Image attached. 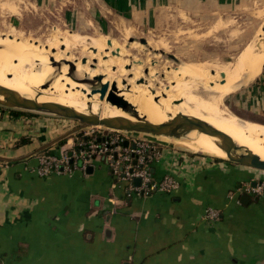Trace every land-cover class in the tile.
I'll list each match as a JSON object with an SVG mask.
<instances>
[{
    "label": "crops",
    "instance_id": "crops-1",
    "mask_svg": "<svg viewBox=\"0 0 264 264\" xmlns=\"http://www.w3.org/2000/svg\"><path fill=\"white\" fill-rule=\"evenodd\" d=\"M252 1L33 0L65 6L63 22L71 27L156 29L186 20L201 27L199 35ZM229 98L234 113L264 124V68ZM63 122L0 105V156L12 159L0 161V264H264V192L247 190L264 182V171L157 140L151 170L158 180L177 179L169 193L129 196V183L113 187L102 158L85 168L79 161L71 174L40 176L36 155L72 144L75 133L59 140L76 128ZM22 137L30 142L17 146ZM209 208L218 219L206 217Z\"/></svg>",
    "mask_w": 264,
    "mask_h": 264
},
{
    "label": "rangeland",
    "instance_id": "rangeland-1",
    "mask_svg": "<svg viewBox=\"0 0 264 264\" xmlns=\"http://www.w3.org/2000/svg\"><path fill=\"white\" fill-rule=\"evenodd\" d=\"M15 1L0 0V35L3 39L17 41V43L25 41V44L31 42L30 44H33L34 47H39L48 43L49 38H52L53 35L61 36L66 33L75 35L78 40L77 45L63 50L62 55L65 62L79 65L98 76L100 71H104L110 79L116 82L119 93L117 96L130 101L137 110L140 109V112L145 110L155 113L157 109L165 111L168 108V100L162 96L171 92L170 84L175 83L174 79L176 78L173 70H168L169 66L177 68L176 71L179 73L184 70L176 66L181 62L184 65H190L194 61H210L212 63L235 61L239 54L241 55L242 51L246 50V47L248 48L252 42L259 41V33L264 27V0L252 1L249 6L234 13L231 20L227 19L226 24L212 28L210 33L201 35L198 34L201 27L197 24L189 26L185 22L186 20L174 21L173 24H165L156 29L135 28L119 22L108 23L104 32L92 26L86 29L78 26L71 27L63 22V13L66 8L63 5H61L62 7H52L47 3V5L39 6L33 0ZM143 38L150 42V45L165 44L164 47L168 49H164L162 46L153 49L154 47L149 46L148 43L141 42ZM142 44L145 46L144 50ZM90 47H100L102 54L104 53L103 57L110 54L114 58L109 59L107 63L100 62L99 58L89 53ZM168 54H174L178 58V62L170 58ZM221 94L224 95L223 104L230 111L231 108L227 104L230 102L229 97L233 92H226L222 89ZM194 100L190 97L178 99L180 115L176 118L190 120L187 116L190 117L191 111L195 107ZM121 110L124 111L122 108ZM218 111L213 107H208L205 114L213 116ZM230 112L245 121L248 120L232 110ZM39 115L62 119L69 128L80 125V121L76 119L57 117L46 113H39ZM249 121L264 127L263 123L252 120L247 122ZM94 127L101 131L111 130L104 126ZM144 137L147 136L144 135ZM148 138L154 139V137ZM166 142L189 151L185 147L175 145L172 140L167 139Z\"/></svg>",
    "mask_w": 264,
    "mask_h": 264
},
{
    "label": "bare ground",
    "instance_id": "bare-ground-1",
    "mask_svg": "<svg viewBox=\"0 0 264 264\" xmlns=\"http://www.w3.org/2000/svg\"><path fill=\"white\" fill-rule=\"evenodd\" d=\"M259 35V41L252 42L235 61L228 63L194 61L190 65H184L181 62L176 65L184 69L181 72L178 71L179 73L176 71L177 68L169 66L168 70L172 69L176 78L175 83L170 84L171 92L162 96L168 100V108L165 111L157 109L155 113L145 110L140 112V109L136 113L122 111L114 103L116 98L110 97V94H119L117 84L104 71H100L101 78L98 79V75H94L88 69L66 63L62 55L63 50L76 46L78 41L76 36L70 33L61 36L53 35L48 43L39 47H34L30 44L31 42L25 44V41L24 43L9 41L0 35V85L17 90L28 98L40 102L69 106L76 111L97 115L101 118L126 117L136 120L137 116L155 124L179 117L178 99L190 97V99H195V107H192L190 117L186 115L190 120L183 121L190 122L189 124L192 125H194L193 119L196 118L206 121L228 134L241 146L248 148L249 155H259L264 159V127L258 123L247 122L248 120L245 121L231 113V110L229 111L223 104L225 94H221L222 89L226 92H235L251 83L262 72L264 68V27ZM135 42L141 44L138 41ZM148 44L153 46V49L159 46L168 49L164 47L165 44L150 45V42ZM89 53L103 63L114 58L110 54L103 57L104 53L102 54L100 47H90ZM56 62H61L62 65L56 66ZM94 87L99 89L106 87V95L102 97L101 92L95 90ZM208 107L219 111L213 116L207 115L205 112ZM148 137L165 142L167 139L172 140L175 145L194 152L227 157L226 152L216 142V138L205 132L199 133L194 130L186 138H169L163 135Z\"/></svg>",
    "mask_w": 264,
    "mask_h": 264
},
{
    "label": "built area",
    "instance_id": "built-area-1",
    "mask_svg": "<svg viewBox=\"0 0 264 264\" xmlns=\"http://www.w3.org/2000/svg\"><path fill=\"white\" fill-rule=\"evenodd\" d=\"M72 144L59 153L44 152L37 154L36 168L40 176L51 174H71L81 161L83 168L94 158H102L108 165L116 187L120 182H127V194L148 197L155 193H169L178 187V181L172 175L156 179L151 164L160 155V143L155 139L133 132L118 130L101 131L94 126L84 128L71 137ZM127 142V145L125 144ZM139 179V184L135 180ZM247 190L261 194L264 182L248 185ZM220 216L217 209L209 208L206 217L216 220Z\"/></svg>",
    "mask_w": 264,
    "mask_h": 264
},
{
    "label": "water",
    "instance_id": "water-1",
    "mask_svg": "<svg viewBox=\"0 0 264 264\" xmlns=\"http://www.w3.org/2000/svg\"><path fill=\"white\" fill-rule=\"evenodd\" d=\"M141 42L144 44L148 43L144 38L141 39ZM108 43L110 44L111 41L109 40ZM168 56L178 62V58L174 54H168ZM55 64L56 66L62 65L61 62H56ZM97 78L99 79L101 76L99 75ZM94 89L100 91L102 97L106 95V87L101 89L94 87ZM111 96L116 98L114 103L124 111L131 113L137 112L136 107L129 101L114 94H110V97ZM0 105L11 109H18L32 113H46L57 117L71 118L80 121V125L62 135L59 140L67 139L72 134L92 126H104L111 130L133 132L147 137L163 135L169 138H186L194 130L199 133L205 132L215 137L216 142L226 152L227 157L220 158L256 170L264 171V159L259 155H249L248 153L250 150L248 148L241 146L228 134L201 119H193L194 125H192L178 118H172L169 121L158 124L143 120L137 116L135 117L136 120H131L126 117L101 118L97 115H90L85 112L76 111L69 106L51 102H40L36 99L28 98L17 90L2 85H0ZM125 144L127 145V142ZM11 160L12 159L0 156V161L10 162ZM135 182L136 184H139L140 180L136 179Z\"/></svg>",
    "mask_w": 264,
    "mask_h": 264
},
{
    "label": "trees",
    "instance_id": "trees-1",
    "mask_svg": "<svg viewBox=\"0 0 264 264\" xmlns=\"http://www.w3.org/2000/svg\"><path fill=\"white\" fill-rule=\"evenodd\" d=\"M13 110V113L15 114V115H22V114H24V113H26L27 111H23V110H18V109H12ZM29 113V112H28ZM28 142H30V138H28V137H22L21 139H20V141H18L17 142V146H21V145H24V144H27ZM61 144H64L65 143V140L64 141H61L60 142ZM44 152H50V151H48V150H46V151H42V152H40V154H42V153H44ZM39 154V153H38Z\"/></svg>",
    "mask_w": 264,
    "mask_h": 264
}]
</instances>
